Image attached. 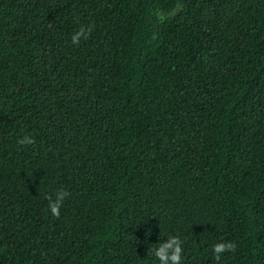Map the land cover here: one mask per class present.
I'll return each instance as SVG.
<instances>
[{
    "label": "trees",
    "instance_id": "1",
    "mask_svg": "<svg viewBox=\"0 0 264 264\" xmlns=\"http://www.w3.org/2000/svg\"><path fill=\"white\" fill-rule=\"evenodd\" d=\"M171 236L264 264V0H0V264H159Z\"/></svg>",
    "mask_w": 264,
    "mask_h": 264
},
{
    "label": "clouds",
    "instance_id": "2",
    "mask_svg": "<svg viewBox=\"0 0 264 264\" xmlns=\"http://www.w3.org/2000/svg\"><path fill=\"white\" fill-rule=\"evenodd\" d=\"M91 28L85 29L81 27L77 32L72 36V42L74 44H79L80 40L87 39L91 33ZM21 144H32L34 141L29 137H24L21 141ZM66 197V193L60 191L55 194V199L51 196H48L49 200L48 207L53 216H60V208L63 204V201ZM236 244L234 242H220L213 246V251L217 261L220 260V257L223 253L228 251H235ZM182 242L178 236H171L166 242L159 245L155 249H150V254H153L159 261V264H181L182 254H183Z\"/></svg>",
    "mask_w": 264,
    "mask_h": 264
}]
</instances>
